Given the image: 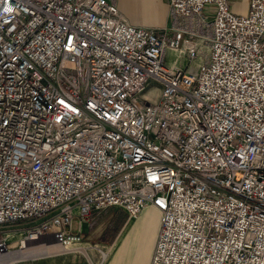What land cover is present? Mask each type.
Masks as SVG:
<instances>
[{
  "label": "built area",
  "instance_id": "1",
  "mask_svg": "<svg viewBox=\"0 0 264 264\" xmlns=\"http://www.w3.org/2000/svg\"><path fill=\"white\" fill-rule=\"evenodd\" d=\"M169 3L183 28L108 0H0V227L30 223L21 248L152 208L150 264H264V0Z\"/></svg>",
  "mask_w": 264,
  "mask_h": 264
},
{
  "label": "crops",
  "instance_id": "2",
  "mask_svg": "<svg viewBox=\"0 0 264 264\" xmlns=\"http://www.w3.org/2000/svg\"><path fill=\"white\" fill-rule=\"evenodd\" d=\"M122 17L133 26L160 30L163 28H183L181 19L174 16L169 0H108ZM230 11L245 16L249 10V0H228ZM168 66H183V58L174 51L166 50ZM160 213L155 209H145L139 218L127 221L110 242L106 253V264H150L155 239L158 232ZM76 222V221H75ZM129 222V223H128ZM77 223V222H76ZM88 221L82 222L83 238L89 234ZM76 232V231H75ZM73 232V233H75Z\"/></svg>",
  "mask_w": 264,
  "mask_h": 264
},
{
  "label": "rangeland",
  "instance_id": "3",
  "mask_svg": "<svg viewBox=\"0 0 264 264\" xmlns=\"http://www.w3.org/2000/svg\"><path fill=\"white\" fill-rule=\"evenodd\" d=\"M213 11L214 7L210 6H206L204 9L206 13ZM209 20L211 21L212 17H209ZM203 34L206 36L205 32ZM203 48H206V45ZM168 58L169 56L166 54L164 60L166 64ZM87 221L91 230L85 238L73 242L72 246H64L67 249L63 252H58L59 247L56 245V250L50 253L45 250L31 252L29 251V244L25 245L23 249L21 248L20 241L23 239L25 230L29 227L30 223L19 222L3 225L0 227V234H4L10 241L12 259H2L4 257H1L0 264H106L102 255L109 252L111 244H105L104 241L109 240L110 242L115 238L123 225L129 221L127 215L122 208L114 207L92 213ZM70 229L72 232L77 231V223L73 222ZM19 231L22 233L14 235L15 238L7 235L18 233ZM50 240L52 239H46L47 242ZM53 242L56 243L55 241Z\"/></svg>",
  "mask_w": 264,
  "mask_h": 264
},
{
  "label": "bare ground",
  "instance_id": "4",
  "mask_svg": "<svg viewBox=\"0 0 264 264\" xmlns=\"http://www.w3.org/2000/svg\"><path fill=\"white\" fill-rule=\"evenodd\" d=\"M144 211V210H143ZM142 211V212H143ZM142 212L140 213V215L142 214ZM140 215L137 217V218H139L140 217ZM22 232L21 231H19L18 233H11V234H7L8 236H10V237H12V238H15V236L14 235H16V234H21ZM46 240H43V241H40V242H30V243H28L29 244V251H31V252H37V251H43V250H45L46 252H53V251H55L56 250V245L59 247V251L58 252H63V251H65L67 248H65L64 246H66V247H69V246H72L73 245V243H69V244H66V245H61L60 246V244L58 245V243H54L53 242V240H50V241H46ZM79 241V240H78ZM41 242H43V243H41ZM38 243H40V244H38ZM38 244V245H37ZM27 245V244H26ZM32 245H37V246H32ZM23 249V248H22ZM12 252V251H11ZM11 252H8L7 254H5V255H3V256H1V257H4V258H2V259H6V258H9L10 260L12 259V254H11ZM10 253V254H9ZM22 254H23V252H22ZM103 254V253H102ZM0 257V258H1ZM102 258H103V260H105L106 259V254H103L102 255ZM1 259V260H2Z\"/></svg>",
  "mask_w": 264,
  "mask_h": 264
}]
</instances>
